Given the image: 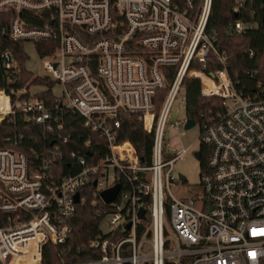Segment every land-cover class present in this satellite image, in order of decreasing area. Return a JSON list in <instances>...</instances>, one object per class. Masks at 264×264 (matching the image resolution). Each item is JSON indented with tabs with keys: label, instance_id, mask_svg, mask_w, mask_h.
I'll return each mask as SVG.
<instances>
[{
	"label": "built area",
	"instance_id": "1",
	"mask_svg": "<svg viewBox=\"0 0 264 264\" xmlns=\"http://www.w3.org/2000/svg\"><path fill=\"white\" fill-rule=\"evenodd\" d=\"M210 5L203 0L188 16L191 0L184 9L172 0H0L8 19L0 35L35 50L46 42L47 54H37L54 84L51 100L26 87L0 89V122L18 111L53 139L39 161L0 145V264H40L45 243L70 237L85 193L98 204L99 230L88 242L95 256L70 264H264V85L237 88L226 55L205 32ZM232 5L238 13L244 0ZM229 26L243 33L257 23L236 17ZM0 57L14 68L9 50ZM209 57L220 66L206 69ZM187 78L199 81L206 103L195 124L198 150L208 147L189 193L186 177L173 171L189 147L162 150L165 130L179 124L168 121L170 104L181 91L185 100ZM63 114L78 115L107 150L90 160V153L70 151L76 171L60 175L50 168L67 140ZM125 120L152 133L149 164L119 139ZM12 139L21 143L22 136ZM116 184L115 198L105 202L102 192Z\"/></svg>",
	"mask_w": 264,
	"mask_h": 264
},
{
	"label": "trees",
	"instance_id": "2",
	"mask_svg": "<svg viewBox=\"0 0 264 264\" xmlns=\"http://www.w3.org/2000/svg\"><path fill=\"white\" fill-rule=\"evenodd\" d=\"M189 0H172L181 9H184ZM192 7L187 9L188 16L196 15L202 6L203 0H191ZM236 17L257 23L243 33L231 31L229 22ZM8 19L0 15V30L6 25ZM205 32L214 40L219 49L226 55V67L236 86L243 92H252L258 82L264 85V0H244V7L238 13L233 11L232 0H211L210 10L206 21ZM46 42H38L36 50L39 56H44L47 51L42 49ZM9 50L15 59L13 69H5L0 57V89L9 91L12 89L30 88L32 86H44L37 91V96L51 100L53 82L46 76L34 75L26 68L28 58L24 51L22 41L12 40L9 37L0 35V53ZM252 52V54H250ZM206 61V69L214 70L220 66L209 57ZM212 61V62H211ZM253 73V74H250ZM200 84L194 78L185 80V114L188 118L198 122V112L206 105L200 95ZM165 93L159 91L158 93ZM26 95H21L20 98ZM2 102L0 96V103ZM65 127L61 134L67 136L66 141L59 142L60 148L57 151V160L51 163L50 171L65 175L76 171L70 164L68 154L70 151H79L82 154H91L87 159H95L106 153L105 144L94 132L81 126L78 115L63 114ZM71 120V121H70ZM70 121V122H68ZM42 127L31 125L24 118V115L14 111L0 122V145L16 149L25 153L32 161H39L36 155L45 151L53 140L51 136L44 135ZM21 135V143H14L13 137ZM119 139L128 140L135 148L138 158L142 164H149L151 161L152 133L146 132L140 123L125 120L121 127ZM58 140V139H57ZM89 141V145L85 146ZM90 150V152H87ZM206 151L203 152V151ZM208 154V147L202 146L201 167L204 166ZM88 187H92L91 183ZM87 187V189H88ZM84 194L85 190H79ZM86 199L76 205V210L71 220L72 232L70 237L63 244L47 242L41 251L40 264H70L93 258L95 254L89 248L88 242L95 237L99 230V218L95 216L97 202H93L90 196L85 193Z\"/></svg>",
	"mask_w": 264,
	"mask_h": 264
},
{
	"label": "rangeland",
	"instance_id": "3",
	"mask_svg": "<svg viewBox=\"0 0 264 264\" xmlns=\"http://www.w3.org/2000/svg\"><path fill=\"white\" fill-rule=\"evenodd\" d=\"M24 51L28 58L26 60V68L30 70L34 75L45 76L47 73L43 70L41 59L39 58L35 46L31 42L24 43ZM44 86H32L29 88L30 92L43 90ZM53 92L55 94L60 93V87H54ZM185 117V100L184 92L181 91L177 94L175 99L171 102L169 108V122L179 121V124L175 127H169L164 132L162 140V150L164 153L168 151L179 152L185 147H189L185 153L174 163V173H181L186 177L184 183L185 193L196 190L199 182V165L193 155V150L198 143L197 137L199 135V126L196 123L189 129L184 128L183 119ZM171 192H179L173 186L170 187ZM167 194V191H164ZM106 229L105 223L103 224Z\"/></svg>",
	"mask_w": 264,
	"mask_h": 264
},
{
	"label": "water",
	"instance_id": "4",
	"mask_svg": "<svg viewBox=\"0 0 264 264\" xmlns=\"http://www.w3.org/2000/svg\"><path fill=\"white\" fill-rule=\"evenodd\" d=\"M193 125H195V120L194 119H191V118H187L186 121H185V123H184V128L185 129H189ZM194 155H195V157L197 159H199V152L198 151L195 152ZM179 176H180L181 179H183V180L185 179V176L183 174H180ZM117 190H118V184H116L113 187H111V188L103 191L102 194H101L102 199L105 202L112 201L115 198V195L117 193ZM78 199H79L78 193H75L74 194V201L75 202H78ZM140 214H142V210H141Z\"/></svg>",
	"mask_w": 264,
	"mask_h": 264
},
{
	"label": "flooded vegetation",
	"instance_id": "5",
	"mask_svg": "<svg viewBox=\"0 0 264 264\" xmlns=\"http://www.w3.org/2000/svg\"><path fill=\"white\" fill-rule=\"evenodd\" d=\"M197 147H198V145H196V148L193 150V155H194V153H195V152H197V151H198V152H199V159H201V149H200V150H198V148H197ZM202 151H203V150H202ZM203 152H204V151H203ZM194 157H195V155H194ZM195 159H196V160H198L196 157H195Z\"/></svg>",
	"mask_w": 264,
	"mask_h": 264
}]
</instances>
